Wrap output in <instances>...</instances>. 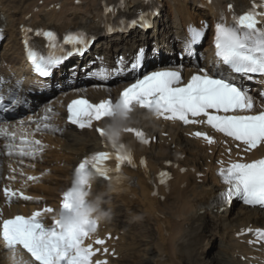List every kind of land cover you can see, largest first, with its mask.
Segmentation results:
<instances>
[{
  "label": "snow or ice",
  "instance_id": "1",
  "mask_svg": "<svg viewBox=\"0 0 264 264\" xmlns=\"http://www.w3.org/2000/svg\"><path fill=\"white\" fill-rule=\"evenodd\" d=\"M152 7H159V4H154ZM228 8L231 11L233 5L229 4ZM105 11L112 12L113 9L106 8ZM151 15V12H140L138 19H132L130 23L132 26L139 25L141 29H148L151 27L149 20ZM221 16L223 17V13ZM120 24L123 25L124 21L121 20ZM207 27L206 23L201 29L189 27L190 39L184 48L189 57L194 55V46L201 40ZM106 30L111 33L114 29L108 26ZM22 31L25 33L26 57L33 65L34 73L44 78L50 77L64 59L74 54L82 55L95 39L94 35L90 36L83 31H70L61 41L55 31L37 29L35 35L45 38L47 48L50 50L44 55L29 46L28 34L33 30L22 26ZM3 38V29H0V40ZM65 46H70V50ZM214 48V67L211 70L198 67V70L185 82L181 70L175 66L164 67L147 72L142 77L139 76L138 71L145 59V49L141 47L128 69L135 76V82L120 93V101L129 110L132 106L138 105L146 111H155L159 118L166 121L181 122L184 125H208L215 132L230 138L235 142L236 148L244 153L264 148V104L260 105L262 110L254 112L255 102L249 95V90L234 83L235 76L232 75L236 74L249 81H253L255 75L264 77V0H260L259 3L252 0L248 10L239 15L233 13L230 24L217 22ZM57 52L63 54L57 55ZM222 65L226 66L228 74H225ZM117 74L121 73L117 72ZM91 75L103 78L106 73L101 70ZM260 83H264V79ZM261 96L264 97V91H261ZM12 99L16 104L24 102L15 94ZM2 100L3 98L0 97V101ZM113 109L114 102L111 99L92 103L87 98L81 97L67 105V121L78 129H89L92 128L94 121L110 117ZM0 111H8L2 102H0ZM50 113L52 109L49 107L41 120L34 121L36 127L32 131L25 127L23 120L16 126L0 122V138L5 142L4 148L9 157L15 155L35 159L44 151L46 145L33 137L35 132L60 131L49 122ZM95 131L104 139L105 147H110L111 151H98L84 158L75 169V173L83 177L88 172H94L114 185L117 194L130 193L131 186H125L129 183V179L123 174L122 166L130 165L133 168L137 166L133 154L124 150L123 142L110 140L103 127H97ZM126 132L133 134L137 141L144 145L150 142L141 130L131 127L126 129ZM191 135L204 140L208 145L216 142L206 132L196 131ZM227 150L231 152V148ZM113 159L115 166H108L106 162ZM20 162L23 163L22 160ZM144 163L145 161L141 159L140 164ZM219 163L221 167L218 175L227 186L226 190L220 193L223 203H231L235 198L245 205L264 207V158L253 159L250 162L241 158L230 161L227 167L223 166L224 161ZM168 177L169 173L160 172L159 183L167 186ZM9 179H15V176ZM27 179L35 181L38 178L28 176ZM85 183L86 181L81 178L79 188L72 183L71 187L63 192L59 220L54 218L55 210L52 207H44L30 216L15 215L0 221V238L7 249L13 253L17 249L24 250L30 255L32 264H93V257L100 249L94 250L91 243L85 244V240L91 238L93 230H97L96 222L86 219L79 227L70 231L64 229L62 222L66 213L76 211V198L78 195H83ZM90 187L91 185H88L89 189ZM152 195L157 197L159 193L153 191ZM4 196L10 202L18 196L25 201L32 200L31 196L22 192L17 193L9 188L4 189ZM85 205L86 201H79L80 207ZM47 215L52 216L51 225L44 223L43 217ZM248 232H253V229L249 228ZM254 234L257 241H264V230L257 228ZM95 243L102 245L104 240L97 239ZM103 251L108 252V248H104ZM95 264H108V262L96 260Z\"/></svg>",
  "mask_w": 264,
  "mask_h": 264
},
{
  "label": "bare ground",
  "instance_id": "2",
  "mask_svg": "<svg viewBox=\"0 0 264 264\" xmlns=\"http://www.w3.org/2000/svg\"><path fill=\"white\" fill-rule=\"evenodd\" d=\"M49 1H50L49 4L55 2V3L52 4V8H48L49 4L48 5L46 4L45 6H43V8H39V9H37V11H32L31 18L29 19L30 22H33V23L39 22L41 25L46 26V25H49L51 23H56V21H58L61 16H66V15H68L69 21L70 20L74 21L75 18L73 16L81 15V11H84L85 14H89V13L93 12V13H96L99 16H101V13L103 11V9H102L103 5L99 7L100 2L103 1V2H108V3H113L114 0H90L91 4L90 3H88V4L82 3L81 5H77V6L74 5V3H73L74 0H70V6H67L66 3H65L68 0H49ZM80 1H82V0H80ZM167 1H166L167 2V6L169 8H172V10H174L175 12H177V15L178 14H183V13L185 15H189V13L190 14L192 13V11L188 10L189 8L187 6V2L186 1H182V0H167ZM217 1H222V0H217ZM22 2H23V0L19 1V3H21V4H22ZM138 2H139V0H130L129 4H128V7H130V9H132L131 6L137 4ZM192 3H193V0H192ZM57 4H61L62 5L59 10H56V8H55ZM21 6H24V5L22 4ZM25 6H27V5H25ZM85 7H88V8H85ZM6 11H8L10 13L11 9L8 8ZM29 11H30L29 9L26 10L25 14H27ZM9 13L7 14V13H5V11H3L5 20H7L8 22H10V19L11 20L13 19V17L11 15H9ZM21 13L23 14V16L25 15L23 13V11ZM68 24H70V23H68ZM64 25L65 24L61 23L60 27H62ZM8 37H9V40H7L8 41L7 44L8 45L9 44H11V45L15 44L16 38H15L13 32L10 31ZM167 52H170V50H163L162 51V53H167ZM4 55H7V54L4 53ZM13 64H16V60L15 59L13 61ZM6 75H7V79L2 80V82L5 81L7 83L8 81H14V78H16V80L14 81V87L12 88V89L15 88V90H13L12 93L15 94V96L19 97L22 101H24L21 104L14 103L13 106H10V108L8 107V111L5 112V117L6 118L7 117L10 118V117H12L15 114L16 110H19V112L24 111V106L29 105L28 102H27L28 96H26L25 84H23V82L25 81V78H26V71H23L22 69L21 70L8 69V71H6ZM21 79H22V81H20ZM18 82H20L19 86H18ZM2 84H4V83H2ZM21 90H23L25 92H22ZM116 91H117V88L111 87V86H109V87H98V86L93 87V86H89L86 89H84L83 93H85V95H88L89 97H91V98H93L95 100H98L100 98H103L104 96L111 95V94H113ZM2 93L3 92L1 91L0 95H2ZM70 97H72V96H70ZM11 98H13V95H12ZM3 99H4L5 103L11 104V103H9V97L8 96L3 97ZM16 113H18V111ZM11 119H12V121L15 120V118H11ZM17 119H19V118H17ZM155 122H157L158 124L160 123L159 120H156ZM9 123H10L9 121L6 122V124H9ZM63 137L65 139H68V140L72 139L71 136L67 135V134L63 135ZM125 137H126V141H127L128 145H130L131 147H133L135 149V152L137 153L138 156L142 155V154L146 155L148 147L139 146V145H133V141H132V138L130 137V135L126 134ZM95 138H96V140H95V142L93 144H91V148H88V146L90 144H88L87 142H89V141L85 140V139H82L81 137L77 138V140L74 142V143H80V144L83 145L82 150L80 151L81 154L79 153V155H81L79 160H83V158L86 155V153H89L92 150L99 149L98 148L99 147V139L97 137H95ZM178 138H179V136H177V139ZM73 140L74 139H72V142H73ZM83 143H85V144H83ZM196 143H198V142H196ZM72 148L69 147L68 150H72L73 151ZM208 149L214 150L215 148L213 146H211ZM1 151L2 150L0 148V172H1V165L2 164H8V160H4V157L1 156ZM57 151H50V154H52L51 157L55 161L60 159V158H57L58 156H56V154L58 153ZM76 152H79V151H76ZM148 157L151 158V155L148 156ZM174 157H175V155H174ZM65 160L68 162L69 165L74 163V161L72 159H69V158L63 159L64 162H65ZM47 162L49 163L50 161H46V163ZM180 163H183V161H180ZM156 169H157V166L154 165L153 163L149 162V172H145L144 169H141L140 167H138L136 170H133V171H127V173L129 175L134 176L135 179H136V182L131 186V191H134L137 194V198L136 199H132V200H127L126 198H124L123 194H117V193L114 194V198H116L117 200H119V202H121L122 207H124L127 212L131 213L134 210H141V211H143L145 213V210L148 207V205H147V203L145 201V194L146 193H150L151 194V197L157 202V204L160 206V208H161L162 204H165L164 201L161 202V200L159 199L160 196H165V199H167L168 196L169 195L171 196L172 193L173 194L176 193V192L189 193V194H191V197H192V199H191V209H194L195 211H194L193 214L187 216V220L184 223V228L188 227V223L190 221H193L194 226L197 228L196 229L197 233H198L199 229L202 230V228L203 229L204 228L205 229L211 228V224L210 223H208V226H206L203 223V220H201V219L200 220H195L196 219L195 216L197 214V211H198V214H200L202 212L201 209H204L206 211H210V208H209V206L211 205L210 199H212V197L214 195H216V192H218L220 190L219 181L217 180V178L214 177L213 173L211 172L208 175L209 179H210V185H208V186H205V185L192 186V187H190V189H188L189 185H191L192 182H191L190 177L188 176L189 172H186L185 174L180 175L177 180H175L176 182H174V185H175V183H177V185H175V186H177V188L174 189L175 192H171V193L166 194V192L164 190L166 187L165 186L164 187L160 186V187H158L159 196L154 197V196H152V186L150 185V183H148V178H147L146 174L150 175V172L152 173V172H154V170L157 171ZM58 172L60 173V176H61L60 178L63 180V183H66L69 180V178H70L69 169H65V168L61 169V170L59 169ZM68 175H69V177H68ZM205 177H207V176H205ZM45 182H48V180L45 181ZM149 182H150V180H149ZM203 182H206V181L203 179ZM102 187H103V185H102ZM102 187L98 186V182H97L93 186V190L95 191V193L96 192H100ZM48 190L49 189L44 188V185H42V186L41 185L40 186H29V191H32V192L33 191H35V192L36 191L48 192ZM173 198H174V195H173ZM174 202H175V211H177V212L180 211V209L176 207L175 199H174ZM31 208H32V206L28 207V209H31ZM13 213H15L14 209L9 211V212H7L6 215H12ZM214 215H215L216 219H218V214L214 213ZM260 218L261 217L259 215H254L252 217V219L250 220V219L247 218L246 212L243 211L242 213H240L234 219V221H230V224L229 223H224V224H221V225L218 224V226L219 225H220V227L224 226V227L228 228L232 232V234H234V233L238 232V225H232V223H234L236 220L239 221V220L243 219L245 221H241V222L244 225H249L250 223H254V224L259 223ZM164 219H165L164 216L160 217L161 221H163ZM150 222H151L150 220L146 219V223L147 224H150ZM185 230L187 231V229H185ZM107 231H109V230H107ZM232 234H231V236H232ZM187 236H188L187 234H184V240H185V238ZM246 248H247L246 246H242L243 250H245ZM115 249H117V251L120 252V249H119L118 246H116ZM153 250L156 253V255L157 254L159 255L156 247H154ZM164 256H166V255H164ZM160 257H163V256L159 255V257L157 258V262L159 264H163V263L173 264V262L168 258V255L164 259L160 258ZM180 258H182V257L180 256ZM0 259L2 260V257H0ZM2 262H3L2 264H5V261L2 260ZM228 264H241V263L229 261ZM243 264H247V263H243Z\"/></svg>",
  "mask_w": 264,
  "mask_h": 264
},
{
  "label": "clouds",
  "instance_id": "3",
  "mask_svg": "<svg viewBox=\"0 0 264 264\" xmlns=\"http://www.w3.org/2000/svg\"><path fill=\"white\" fill-rule=\"evenodd\" d=\"M141 108L138 105H134L129 110L125 107L118 97L114 102L113 114L108 117L104 123L103 128L106 136L116 142H122L123 138L127 134L126 129L131 128L137 123L135 114L139 112ZM143 119L148 121H156L159 119L158 114L155 111H144ZM124 150L132 153V149L129 145L124 144ZM83 178L86 183L83 189V195H78L76 198V211L74 213H66L63 216V226L66 231H70L80 226V224L88 219L96 222L97 225L104 223L110 224L114 219V207L111 202V198L115 192L114 185L107 184L103 191L98 193H92L88 185H92L97 180V174L94 172H88L83 177L78 176L76 173L73 177V183L79 188V181ZM176 201V207L180 211H173L170 215L168 208H160L157 202L151 197L150 193L145 194V201L148 207L143 215H130L129 224H141L146 219L157 225L156 235L154 238V245L160 256H164L169 251L175 253L178 250V246L184 242V223L187 220V216L194 213V209H191V194L176 192L173 194ZM127 200L137 198V194L134 191L123 194ZM107 198V199H106ZM86 201V205L79 206V201ZM107 205V207H105ZM164 216L163 221L160 217ZM54 218L61 219L60 207L56 209ZM97 230H93L91 235ZM5 264H27L25 257L20 249H17L15 253L7 251L4 256Z\"/></svg>",
  "mask_w": 264,
  "mask_h": 264
},
{
  "label": "rangeland",
  "instance_id": "4",
  "mask_svg": "<svg viewBox=\"0 0 264 264\" xmlns=\"http://www.w3.org/2000/svg\"><path fill=\"white\" fill-rule=\"evenodd\" d=\"M24 1L25 0H23V2H22V4L25 6V3H24ZM45 1H49V0H45ZM30 7V6H29ZM20 81H22V79L20 80ZM115 88H117V87H115ZM70 96H73V95H69V97ZM62 97H64V95H61L59 98H62ZM32 109V107H30V108H28V105L27 106H24V111H21L20 113H23L24 115L29 111V110H31ZM23 115V116H24ZM158 125H160V123L158 124ZM172 129H173V127H171L170 129H168V132H171L172 131ZM171 134H172V132H171ZM68 135V134H67ZM86 137H81L82 139H85V140H88L89 142H87L88 144H90L89 146H88V148H91V144H93L94 142H95V140H96V138H95V136L93 135H89V134H87V135H85ZM88 136V137H87ZM175 140H176V142H178V143H180L181 142V134L180 133H175ZM177 136H179V138L177 139ZM72 139H74L73 140V142L71 143V148L73 149V151L72 150H69V151H71V152H74L75 153V156L74 157H72V158H69V159H72L73 161H77L80 157H81V155H79V153L81 154V150H82V147H83V145L82 144H80V146L81 147H79V148H77L76 149V144H78V143H74L76 140H77V138H80V137H71ZM71 139V140H72ZM81 140V139H80ZM192 142V141H191ZM195 143V142H194ZM83 144H85V143H83ZM197 144V143H196ZM160 148H161V146H160ZM76 149V150H75ZM150 149V147H148L147 148V152H146V155L147 156H150L151 155V158L150 157H148V159H149V162H151V163H153L154 165H156L157 167H158V162H152L151 161V159H154V158H157L158 157V155H163V153H165L163 150H162V148L161 149H158L156 152H154V151H148ZM68 150V149H67ZM76 151H79V152H76ZM192 150H190V152H191ZM176 153H178V152H175V154L174 155H176ZM192 154V153H191ZM191 154L190 153H188V155L189 156H191ZM52 154H48L46 157H48V156H51ZM168 156H166L165 158H162V160L163 159H166ZM44 160H45V158H44ZM46 161H55V160H53V158L52 159H48L47 160V158H46ZM174 161H176V162H179L180 163V161H178V160H174ZM39 168V167H38ZM42 168V167H41ZM44 168V167H43ZM61 170V169H60ZM47 181V180H46ZM46 184H49V183H51V181L50 180H48V182H45ZM59 184V187L61 186V185H63V184H61L60 182L58 183ZM42 186V185H44V188H46V189H49L43 182H42V180H41V184L39 183L37 186ZM190 187H192V186H190L189 185V188L188 189H190ZM59 189V188H58ZM58 189H56V191L58 190ZM47 191V190H46ZM53 190L52 189H49L48 190V192H45V191H41V193H51ZM36 192H40V191H36ZM35 193V192H34ZM96 193H98V192H96ZM42 196V195H41ZM116 199V198H115ZM56 200V199H55ZM119 201V200H118ZM121 203V202H120ZM164 203H166V201H164ZM122 208H124V207H122V204L119 206V207H116V211H114L115 212V215L116 216H121V212H122ZM170 208H172L171 210V212H173V211H175V202L172 204V206L170 207ZM171 212L170 213H167V215H170L171 214ZM243 211H241V213H242ZM114 215V216H115ZM237 217V216H236ZM235 219V218H234ZM234 219H232L231 221H234ZM144 224L145 225H135L134 227L136 228L135 230H134V232H133V242H135V243H142V245L144 246L145 244H147V243H149L150 242V239H151V232H150V230H151V228H152V226H153V224L154 223H152V222H150V224H147L146 223V220L144 221ZM146 226H148V231L149 232H147L146 231ZM153 229V228H152ZM112 229L110 228L109 229V231H111ZM153 232V231H152ZM152 236H154V233H152ZM152 246V247H151ZM151 246L149 247L148 246V251H149V253H148V255L149 256H147V255H144V254H142V255H144V257L142 258V260H144L145 261V259L146 260H148V261H146L147 263H145V264H153L152 262L150 263V260L149 259H151V260H153L154 259V257H152V256H156V253L154 252V250H153V248L155 247V245H154V243H152L151 244ZM181 255V257H183V255L182 254H180ZM180 257V256H179ZM181 260V262H182V264H183V259L182 258H180ZM1 263H3L2 262V260H1ZM163 264H168V263H163Z\"/></svg>",
  "mask_w": 264,
  "mask_h": 264
}]
</instances>
